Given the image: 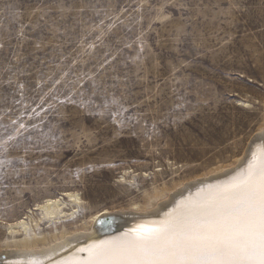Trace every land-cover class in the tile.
<instances>
[{
	"label": "rangeland",
	"instance_id": "374dc122",
	"mask_svg": "<svg viewBox=\"0 0 264 264\" xmlns=\"http://www.w3.org/2000/svg\"><path fill=\"white\" fill-rule=\"evenodd\" d=\"M261 127L264 0H0V250L47 196L129 210Z\"/></svg>",
	"mask_w": 264,
	"mask_h": 264
},
{
	"label": "snow or ice",
	"instance_id": "6c2138e0",
	"mask_svg": "<svg viewBox=\"0 0 264 264\" xmlns=\"http://www.w3.org/2000/svg\"><path fill=\"white\" fill-rule=\"evenodd\" d=\"M82 251L71 264H264V151L155 226Z\"/></svg>",
	"mask_w": 264,
	"mask_h": 264
},
{
	"label": "bare ground",
	"instance_id": "6f19581e",
	"mask_svg": "<svg viewBox=\"0 0 264 264\" xmlns=\"http://www.w3.org/2000/svg\"><path fill=\"white\" fill-rule=\"evenodd\" d=\"M261 151H264V128L251 139L244 155L231 165L214 168L190 181L166 185L161 191L154 187L153 192H145L144 202L133 203L131 209H103L92 215L88 222L78 219L85 204L80 192L63 191L59 195L47 196L36 204L37 215L31 209L5 223L6 245L0 250V259L7 264H71L76 260L84 261L87 251L82 250L103 241L116 240L140 226H155L182 202L196 200L210 188L242 172ZM130 173L125 170L122 180L132 182L136 175H130L129 179L127 175ZM112 215L122 224L120 233L115 236L97 235L101 221ZM69 222L74 226L68 227Z\"/></svg>",
	"mask_w": 264,
	"mask_h": 264
},
{
	"label": "water",
	"instance_id": "95a60500",
	"mask_svg": "<svg viewBox=\"0 0 264 264\" xmlns=\"http://www.w3.org/2000/svg\"><path fill=\"white\" fill-rule=\"evenodd\" d=\"M252 149H253V144L250 147L249 155H250ZM164 210H166V209H164ZM101 222L102 223L100 224V229H99L97 235H100V234H110L111 236H115L118 233H120V231L122 230V228H121V226H122L121 222H119L118 219H117V217H115L113 215L112 216H109V217H106V219L102 220ZM86 240H88V239H86ZM86 240H84L83 242H85ZM0 264H7V263L5 262L4 259H0Z\"/></svg>",
	"mask_w": 264,
	"mask_h": 264
}]
</instances>
